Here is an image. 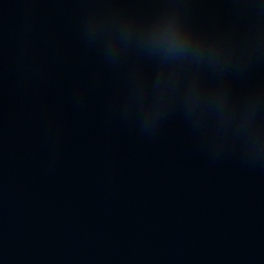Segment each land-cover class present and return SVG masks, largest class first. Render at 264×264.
Listing matches in <instances>:
<instances>
[{
	"label": "water",
	"instance_id": "1",
	"mask_svg": "<svg viewBox=\"0 0 264 264\" xmlns=\"http://www.w3.org/2000/svg\"><path fill=\"white\" fill-rule=\"evenodd\" d=\"M0 264H264V0H0Z\"/></svg>",
	"mask_w": 264,
	"mask_h": 264
}]
</instances>
